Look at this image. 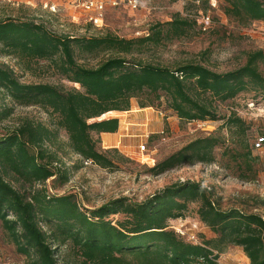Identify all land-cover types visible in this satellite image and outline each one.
<instances>
[{"label":"trees","instance_id":"1","mask_svg":"<svg viewBox=\"0 0 264 264\" xmlns=\"http://www.w3.org/2000/svg\"><path fill=\"white\" fill-rule=\"evenodd\" d=\"M220 1L226 3L225 14L243 25L264 22V0ZM194 24L195 19L175 14L170 21L151 25L142 36L125 38L111 32L56 33L34 18L7 15L0 19V54L20 61L51 60L61 75L79 86L64 89L49 83H23L0 63V123L11 115L14 105L38 106L55 116L53 127L25 118L0 133V222L27 264H219L218 256L228 245L240 246L249 264H264V218L238 208H221L200 181H177L141 201L118 197L93 208L84 207L74 194H51L45 186L53 176L62 183L68 180L57 154L60 129L80 162L114 166L111 152L120 154L116 149H100L99 135L117 131L118 118L105 115L128 110L133 98L141 108L165 98L167 107L186 122L217 120L216 103L247 90L264 98L261 49L247 52L242 66L225 72L201 61L171 68L133 56L165 39L186 35ZM98 52L108 55L94 67L77 62L76 55ZM224 125L235 126L242 152L233 157L242 158L249 173L241 177L252 180L258 158L242 137L250 123L232 112ZM220 143L215 133L196 137L149 171L159 175L183 165L211 164ZM190 203H197L196 214L216 235L213 239L193 242L169 228V220L186 216ZM115 214L122 217L113 221L109 216ZM63 247L70 248L72 258L59 259Z\"/></svg>","mask_w":264,"mask_h":264},{"label":"rangeland","instance_id":"2","mask_svg":"<svg viewBox=\"0 0 264 264\" xmlns=\"http://www.w3.org/2000/svg\"><path fill=\"white\" fill-rule=\"evenodd\" d=\"M58 4L56 13L50 12L37 1L33 5H10L0 1V19L7 15L20 18H34L45 24L56 33H68L75 36H92L105 32L125 38L139 37L148 32V28L157 22L170 21L175 14L188 19H195L196 24L189 28L186 35L179 38L165 39L158 45L143 48V52H134L135 57L173 68L178 63L201 61L217 72H225L242 66L249 51L264 50V22L252 21L241 24L225 14L226 3L220 0H139L136 10L125 5L108 6L105 11L103 26L95 27L87 21V14L82 10L70 9L65 0H52ZM210 16V24L203 25L202 17ZM205 29H203V27ZM107 52L92 55H76L77 62L88 67L98 65L107 57ZM130 57V56H129ZM0 63L11 68L17 78L23 83H49L70 89L79 88L77 84L68 81L60 74L55 62L48 59L18 60L11 56L0 54ZM259 68L264 75V65ZM257 99L258 105L264 109V98L255 95L253 90L239 93L226 102L216 103L217 120L186 122L177 118L175 112L167 107L165 98L156 101L153 106L143 110L152 114L156 121L151 124L146 120L142 129L132 131L123 120L128 118L124 112H110L105 117L121 119V129L129 135L121 136L114 146H109L106 139H100L98 147L102 150H117L114 155V166L103 168L96 164L80 162V156L73 153L68 145V137L64 130L58 132L61 168L67 171L68 180L60 182L56 176L45 183L51 194H74L77 200L87 208L97 207L118 197L141 201L147 196L162 190L174 182L200 181L208 186L217 204L223 208H238L244 212H254L264 218V150H252V156L257 157L252 180L241 176L248 171L243 166L242 158L235 159L233 155L242 152L240 136L235 126H225L226 117L235 112L242 117L250 127L245 135L248 146L256 134L264 130V113L257 116L246 107L249 99ZM137 106L138 99L133 98ZM8 105L12 103L5 99ZM151 113V114H149ZM254 113V112H253ZM25 118L43 122L53 127L55 116L43 108L28 105H14L11 115L0 123V133L16 126ZM169 118V119H168ZM130 126V125H129ZM139 127L138 125H134ZM215 133L221 138V143L215 147V162L211 164L183 165L170 169L162 174L153 175L149 168L156 162L177 151L190 140ZM93 138L97 135L92 133ZM140 144H145L148 150L145 155L138 152ZM146 154L150 157H146ZM142 160V161H141ZM148 160L147 162H143ZM197 203H190L184 218L168 221L169 228L179 232L186 240L213 239L216 235L205 226L196 214ZM122 216L115 214L109 218L113 221ZM70 248L63 247L59 259L72 258ZM219 264H249L240 246L228 245L218 256ZM0 264H27L26 258L15 251L0 222Z\"/></svg>","mask_w":264,"mask_h":264},{"label":"built area","instance_id":"3","mask_svg":"<svg viewBox=\"0 0 264 264\" xmlns=\"http://www.w3.org/2000/svg\"><path fill=\"white\" fill-rule=\"evenodd\" d=\"M10 5L18 6L20 4H28L33 5L36 1L41 4L42 7L47 8L50 12L56 13L58 11V4L52 0H0ZM66 4L70 9L73 10H82L87 14V21L90 22L95 27L103 26L104 15L106 8L110 7H118L120 5H125L126 7L136 10L139 7V0H65ZM203 25L210 24V16L207 14L204 19L202 17ZM206 26L203 27L205 29ZM259 103L255 99H249L246 102V107L252 114L257 116L262 115L264 113V109L258 105ZM254 112V113H253ZM264 115V114H263ZM251 148L255 151H263L264 150V133L256 134L254 139L251 142ZM138 152L145 155L148 152L145 144H140L138 147ZM146 157H150L146 154ZM142 161V160H141ZM148 160H144L143 162H147ZM85 164H91L90 160L84 161ZM193 242H198L194 240Z\"/></svg>","mask_w":264,"mask_h":264},{"label":"crops","instance_id":"4","mask_svg":"<svg viewBox=\"0 0 264 264\" xmlns=\"http://www.w3.org/2000/svg\"><path fill=\"white\" fill-rule=\"evenodd\" d=\"M137 104L135 101L131 99L130 101V108L125 111H116V112H124L127 113L128 118L124 120V123L128 125L127 127L132 131L130 135H134V131H137L138 129H142V126L145 124L146 120H150L151 124H153L154 121H156V118L151 114L150 119L148 118V112H144L143 110L148 109V107H136ZM169 119V118H168ZM118 129L116 132L113 133H100L99 138L103 142L104 139L109 143V146H103V147H111L114 146L115 142L118 140L119 142L122 141L120 138L121 136H126L129 134H126L121 129V119H118ZM130 125V126H129ZM134 125H138L139 127H135Z\"/></svg>","mask_w":264,"mask_h":264},{"label":"bare ground","instance_id":"5","mask_svg":"<svg viewBox=\"0 0 264 264\" xmlns=\"http://www.w3.org/2000/svg\"><path fill=\"white\" fill-rule=\"evenodd\" d=\"M120 143V142H119ZM143 155V154H142Z\"/></svg>","mask_w":264,"mask_h":264}]
</instances>
